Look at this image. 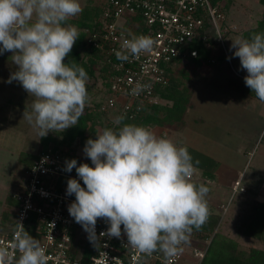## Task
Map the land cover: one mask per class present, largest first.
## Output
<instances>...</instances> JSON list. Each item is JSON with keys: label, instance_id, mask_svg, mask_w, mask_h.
<instances>
[{"label": "clouds", "instance_id": "9594fccd", "mask_svg": "<svg viewBox=\"0 0 264 264\" xmlns=\"http://www.w3.org/2000/svg\"><path fill=\"white\" fill-rule=\"evenodd\" d=\"M82 11L79 0H0V55L12 53L17 69L7 82H19L33 97L24 119L39 137L75 126L89 102L86 70L64 62L80 38L79 29L68 21ZM231 41L233 57L247 72L245 85L264 103V33ZM154 45L150 36L132 35L115 56L121 61L138 59ZM146 87L137 82L132 93L138 95ZM124 119L116 117L113 123L119 127L105 128L86 141L83 153L93 166L65 161L64 170L75 169L84 184L75 178L67 181L66 194L75 196L69 215L94 244L97 220L103 219L109 227L100 235L120 238L123 226L133 249L174 257L183 251L193 229L206 223L210 189L192 181L199 161L193 162L187 147H177L149 127L123 123ZM47 260L40 241L19 221L11 246L0 244V264H47Z\"/></svg>", "mask_w": 264, "mask_h": 264}, {"label": "built area", "instance_id": "2783aa9c", "mask_svg": "<svg viewBox=\"0 0 264 264\" xmlns=\"http://www.w3.org/2000/svg\"><path fill=\"white\" fill-rule=\"evenodd\" d=\"M107 1V9L98 24L84 31L86 45L103 51L106 54L104 63L110 66L106 91L98 101L102 102L99 111L104 117L115 115L107 122L109 128L119 127L113 123L118 116L134 121L147 106L167 102L162 97V90L170 82L168 69L175 58L198 54L197 50L187 49V46L202 35L203 30L206 46H211L208 35L211 33L217 43L216 48L223 50L227 62L233 67L224 40V31L229 28H224L226 14L213 0ZM132 35L152 37L155 41L153 49L141 54L138 59L118 60L115 52L120 50L123 40ZM234 71L238 76L245 77ZM137 82L147 87L134 95L132 89ZM77 145L85 146L79 141ZM77 148L73 145L59 148L50 145L26 169L21 191L14 193L19 201L14 223L0 225V244L11 246L19 221L25 230L35 234L32 236L45 248L47 264H187L188 243L182 245L183 251L174 257H166L159 251L146 255L127 245L123 226L120 238L100 235L106 233L109 227L103 219L97 220V243L90 242L88 233L68 212L69 204L75 201L74 195L66 194L68 179H77L82 187L84 184L75 169L70 173L64 170L65 161L74 156L77 165L88 163L93 166L84 153H77ZM238 191L239 183L233 187L230 200ZM222 207L224 210L227 208L226 205ZM191 250L197 260L195 264H201L207 247ZM16 256L18 258L19 253Z\"/></svg>", "mask_w": 264, "mask_h": 264}, {"label": "trees", "instance_id": "16d2710c", "mask_svg": "<svg viewBox=\"0 0 264 264\" xmlns=\"http://www.w3.org/2000/svg\"><path fill=\"white\" fill-rule=\"evenodd\" d=\"M214 4L221 6L226 14L224 21V28L228 26L226 0H213ZM263 5V10L257 20L249 27H243L237 30L236 34L239 37L250 39L254 34L264 33V0H260ZM108 1L96 5L94 8L84 9L78 16L70 19L69 24L76 25L80 30V38L76 41L73 49L68 57L65 58V63L78 64L83 67L88 76L87 87L90 81L101 79L104 84L111 72L110 66L105 62L106 54L103 51L94 49L86 45L87 27L97 25L104 11L107 9ZM202 35L195 38L193 42L189 43L187 49L197 50V55L179 56L175 58L172 65L168 69L170 82L163 87L162 97L167 101L159 105H149L144 112L139 114L134 121L124 117L123 123L146 126L151 129L155 127H164L169 131H180L186 126L185 115L187 110L192 107V96L195 90V85L205 79L203 67L205 65L216 66L226 60L225 53L222 49L216 48V41L213 34L209 35L211 46L207 47L203 40L205 30ZM232 33V29H227L224 35ZM237 35V36H238ZM4 60L0 56V62ZM238 70L247 74L245 70L240 68V64L236 61ZM244 83V79L242 80ZM102 99V98H101ZM102 102L88 103L84 109L82 116L79 118L75 126L68 128L64 133L62 139L56 140L51 136L43 137V149L33 154L23 151L19 155V160L24 169H28L34 160L49 147V142L54 141L56 148L68 144L72 146L76 140H80L82 145H85L89 138L95 139L96 135L101 133L107 126L104 121V116L99 111ZM99 124H103L102 128H98ZM193 158V162L199 161L196 165L197 170L200 171V177L205 180H216V170L220 165V161L212 158L204 153L196 151L191 147L185 145ZM196 152V153H195ZM72 159H75L72 156ZM264 181L258 180L257 185H261ZM249 192L254 191L249 189ZM7 208L3 213V221L0 225L7 226L14 223L17 207L19 201L14 194L6 200ZM210 215L206 223L199 229H193L191 235H195L201 242L198 243L197 248L205 249L207 251L201 264H264V201L252 203L249 211L244 213L243 217L237 218L236 233L238 238L225 233H219V224L221 221L223 207L218 205L216 208H209ZM34 220V219H33ZM219 227V228H218ZM30 235L34 233L26 230ZM252 240L256 244L249 247L243 246V241ZM209 241V243H208ZM207 242V243H206ZM202 244V245H201Z\"/></svg>", "mask_w": 264, "mask_h": 264}, {"label": "rangeland", "instance_id": "374dc122", "mask_svg": "<svg viewBox=\"0 0 264 264\" xmlns=\"http://www.w3.org/2000/svg\"><path fill=\"white\" fill-rule=\"evenodd\" d=\"M79 2L84 10L94 8L100 3L107 2V0H79ZM226 2L229 9V12H227L228 27L229 29H232V33L224 35V40L231 54L233 60L232 63L234 64V67L236 66V68L238 69L239 67H237L238 65H236V61H238L239 64L240 61L238 57H233L232 55L234 49H230V46L232 44L231 40L239 37V35L236 34L237 30L243 27H249L257 20L263 10V5L260 0H226ZM78 29L79 32L82 31L80 30V28ZM11 55L12 53L10 52L3 53L1 56L4 57V60L0 62V215L2 210L7 207V198H9L10 196L12 197V195L16 192L21 191V183L26 174V170L19 160L20 153L26 151L37 154L43 149L44 144L43 137H39L38 131L26 119H24V112H31L33 97L29 96V94L23 89L19 82H7L10 74L17 70L16 66L12 62ZM207 74H209L208 71ZM213 79L215 78L212 75L210 80ZM209 82H207V84H209ZM87 90L90 97L88 103H94L96 101L98 102L100 97L106 91L105 84L101 79L90 81ZM208 90H210L211 92L207 91L205 96L200 98V100L196 98L195 104L197 105V111H201L203 112V114H206L210 117L211 123L210 125L206 124V127L200 124L198 127V131H205L206 133L203 132L200 136L198 135L199 138L191 140V143L195 148L202 150L203 152L207 153L206 155L212 158L218 159L219 161L240 164L239 166H242L243 163L241 162L243 161V159H241V157L238 158L235 154L238 153L237 147L239 145V141L230 136H228L227 138L224 134L225 131L220 128L218 123L222 125H229V131L234 132L236 135H238V133L240 132L239 128L240 130L243 129L244 131H242V133L246 134L247 136L249 135V137L253 140V137L257 136L258 132L262 131V120L260 123L256 121L258 120L257 117L253 118L250 106L247 108V110H245V108L243 107L244 104L236 105L231 103L230 89H227L226 91H220L221 89L219 90L221 93V97L224 98L222 100L220 98L218 99L216 96H219V93L213 92L211 89ZM240 109H242V113H240L238 116L237 113ZM114 116V114L108 115L107 117L105 116L104 121L108 122V120H111ZM230 117L231 119H229ZM225 119H227V121H224ZM234 119L236 122H234ZM66 130H64L63 132L50 131L47 136H51L60 141L63 137V133ZM184 132H190V130L186 129ZM154 133L157 136L172 140V142L176 144L177 147L186 145L185 143H183V141L180 140V138L175 137L172 132L165 133L163 131H155ZM181 135L183 137L185 136L184 133L182 134V131L176 133V136ZM186 136V140L184 141H187V143L190 144L188 142V138H190V136L188 134H186ZM193 136L195 137L196 134L191 135L192 139H194ZM216 139L218 141L219 139H221L222 141H224V144L222 142L219 143ZM251 139L250 141H252ZM257 139L258 137L256 138V140ZM77 141L80 142L79 139L76 140L73 144V147H78L77 153L83 154L84 146H78ZM50 145H54L53 140L49 142L48 146ZM62 146L69 147L68 144ZM248 151L249 153L247 155V158L250 160V162L247 165L246 169H249V171L253 172L256 170L255 168L260 165V163H264V131L258 139V144H251L248 148ZM245 159L246 158H244V161ZM197 171L198 173L196 172L197 174L192 181L199 182L196 184L203 183L200 180L201 178H198V176L200 177V171ZM248 184H250V180L249 177H246L242 180V186L239 187V191L233 196L231 200L230 198L232 196L228 197L227 199H224L222 196L219 199L220 203H224L227 206L226 210H224L222 213L221 221L219 224L220 229L218 230L219 233H225L226 235H232L233 237L238 238V234L236 233V225L238 224L236 223L237 218L243 217L244 213L249 211L252 203L264 201V185L256 184L254 186V191L249 192V187L244 188ZM236 186L237 183H235L234 187ZM243 188L247 192L242 195ZM250 189H253V187H251ZM232 191L233 188L230 193H232ZM242 239L246 240L243 241L244 247H249L256 244L255 242H251L252 240L247 241L248 239L243 237ZM198 243L203 242H201L194 234L190 235L189 242L187 244V264H195L197 262L191 249L196 247Z\"/></svg>", "mask_w": 264, "mask_h": 264}, {"label": "crops", "instance_id": "0c3cea01", "mask_svg": "<svg viewBox=\"0 0 264 264\" xmlns=\"http://www.w3.org/2000/svg\"><path fill=\"white\" fill-rule=\"evenodd\" d=\"M231 59H232V57H231ZM228 64L229 63L224 60L219 65H216V66L205 65L203 67V73H204L205 79L202 80V83L201 82L198 83L199 85L198 84L195 85V90H194V93L192 96L193 105L186 112V115H185L186 126L184 128H182L180 131H176V132L175 131H169L168 129L161 128V127H155L152 129L154 132L155 131H157V132L163 131L165 133L166 132H169V133L172 132L175 137L180 138V140L183 141V143H185L187 146H189L192 149L199 151L201 153H205L202 150L195 148L193 146V144L191 143V140H195V138H199V136L203 132L206 133L205 131H202V132L198 131V129H199L198 127L200 124L204 125L206 127V124L210 125V123H211L210 117L207 116L206 114H203V112H201V111H197V109H196L197 105L195 104L196 98H198L200 100V98L205 96L207 91L211 92L208 89H211L213 92L219 93V96L218 95H216V96L218 99L220 98L221 100L224 98L221 97L220 91H223V90L226 91L227 89H230V91H231L230 102L231 103L236 104V105H241V104L243 105L244 104L243 107L245 108V110H247V108L250 106L253 118L257 117L258 120H256V121H258L260 123L262 120V126H261L262 131L258 132L257 136L253 137V140L249 137V135L247 136L246 134L242 133V131H244L243 129L240 130V128H239V131L241 133L239 132L238 135H236L234 132L229 131L230 130L229 125H225V124L222 125V124L218 123L220 128L223 129V131H225L224 134L226 135L227 138H228V136H230V137L235 138L239 141V145L237 147V149H238L237 152L239 153V155H238V153H235V154L238 158L241 157V159H243V161L241 162L243 164H242V166H239L240 164H234L231 162L220 161V165L216 170V176H217L216 180H205V179H202L201 177L198 176V178H201L200 180L204 183V185L210 189V191L206 197V199L208 201L209 208H216L218 205H220V207H222L223 205H225L224 203H220L219 199L222 196L224 199L231 197L232 193H230V192H231L232 188L234 187L235 183H237V184L239 183V187H241L242 186V180L245 179L246 177H249L250 184L246 185L244 188L253 187V190H254V186L256 185V182L258 180L264 181L263 180L264 179V163L263 162H262L263 164L260 163V165H258L257 168H255L256 170L253 172L249 171V169H246L247 165L250 162V160L247 158V155L249 153L248 148L251 144H253V145L258 144V139L264 131V122H263L264 121L263 120L264 119V103H262L258 100V98L255 96V93H252L251 89L249 87H247L245 85V83H243L242 80L244 78L238 76L235 73L234 69L236 71H238L241 75L246 76L247 74L238 70L236 68V66L234 67V64H233V67H231L230 64L228 66ZM207 71L209 72V74H207ZM212 75L214 76L215 79L210 80ZM209 80H210V82H209ZM207 82H209V84H207ZM210 104H208V105H210ZM240 113H242V109H240L239 112L237 113L238 116ZM229 119H231V117ZM224 121H227V119H225ZM234 122H236L235 119H234ZM186 129L190 130V132H184ZM181 131H182V134L184 133L185 136H186V134H188L190 136V138H188V142L190 144H188L187 141L186 142L184 141V140H186L185 136L184 137L182 135L176 136V133L181 132ZM194 134H196V136L195 137L193 136L194 139H192L191 135H194ZM258 135H260V136H258ZM257 137H258V139L256 140ZM250 139L252 141H250ZM218 142L219 143L222 142L224 144V141H222L221 139H219ZM225 145H228V144H225ZM205 154H207V153H205ZM243 156H244V158H246L245 161H244ZM197 173H198V171H197ZM194 183H199V182L195 181ZM203 183H200V184H203ZM261 185H264V184L262 183ZM244 188L242 191V195L247 192L244 190ZM6 208H4L1 212L0 224L3 221V213L6 210Z\"/></svg>", "mask_w": 264, "mask_h": 264}]
</instances>
